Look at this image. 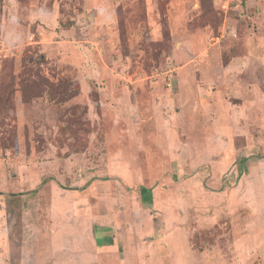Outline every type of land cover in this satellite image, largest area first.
I'll use <instances>...</instances> for the list:
<instances>
[{"label": "rangeland", "instance_id": "obj_1", "mask_svg": "<svg viewBox=\"0 0 264 264\" xmlns=\"http://www.w3.org/2000/svg\"><path fill=\"white\" fill-rule=\"evenodd\" d=\"M0 264H264V0H0Z\"/></svg>", "mask_w": 264, "mask_h": 264}]
</instances>
